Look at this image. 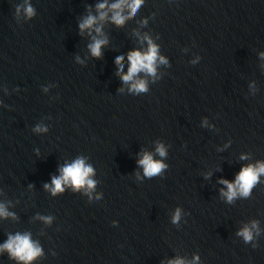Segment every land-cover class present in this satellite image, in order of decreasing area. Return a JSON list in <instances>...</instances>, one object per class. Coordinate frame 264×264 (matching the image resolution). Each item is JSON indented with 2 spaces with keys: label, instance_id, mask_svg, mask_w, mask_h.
Segmentation results:
<instances>
[{
  "label": "clouds",
  "instance_id": "obj_1",
  "mask_svg": "<svg viewBox=\"0 0 264 264\" xmlns=\"http://www.w3.org/2000/svg\"><path fill=\"white\" fill-rule=\"evenodd\" d=\"M123 0L121 3H116L111 5L112 9H120L122 6ZM142 0H132V3L129 5L131 9L130 15L135 14L137 9L140 7ZM98 9H104L105 4H99ZM19 12V9H17ZM26 14L31 17L34 14V11L31 6L25 8ZM106 13L100 12V19H104ZM127 17H124L120 14L119 11L115 12L112 19L117 25H122ZM96 18L88 16L80 25V29L90 28L95 23ZM97 32L100 31L99 28L96 29ZM107 41L103 39H94V42L89 45L91 53L94 57L101 56V47L106 44ZM157 47L149 41V49L146 53H141L139 51L131 52L128 55V60L130 62V67L126 75L122 77L124 82L131 81L133 77L140 71H145L148 74L155 75V63L157 61ZM123 57H117L116 63L120 66L122 70L123 65L121 61ZM160 61L165 62L161 57ZM132 90L135 92H144L147 91L145 82L143 80L136 81L132 84ZM157 152L164 156L165 150L162 145L157 146ZM245 157H242V159ZM144 169V174L147 177H153L161 173V171L166 167L162 162L154 161L153 157L149 153H145L143 158L138 162ZM60 177H53L52 186L45 185L46 189H49L53 195L58 192H63L62 185L70 184L74 189L78 190L84 187L86 184L89 188L93 187L94 181L88 179L90 174L93 172V169L90 166H86L82 158L76 159L72 164L65 165L61 170ZM264 173V164H260L258 167L249 165L248 167L242 168L239 174L236 177L235 183H230L227 180H222L221 183L227 186V192H223L228 202H231L236 196L237 193L241 196L247 197L250 194L252 187L258 182V176ZM9 215L0 207V216ZM46 222H50L51 218L43 217ZM180 219V210L177 209L175 215L173 216V223H177ZM255 227V222L253 223ZM238 235L242 236L245 242H249L253 239L252 232L249 228L245 227L242 229ZM0 250H7L10 255L14 258L19 259L20 261H31L35 257L41 254V249L34 245L28 234L16 236H10L8 241L0 247ZM170 264H183L181 260L170 261Z\"/></svg>",
  "mask_w": 264,
  "mask_h": 264
}]
</instances>
